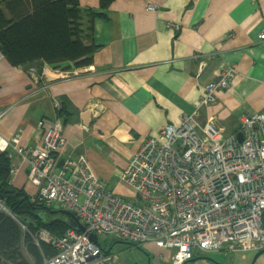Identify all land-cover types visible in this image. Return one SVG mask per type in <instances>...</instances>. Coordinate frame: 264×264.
Listing matches in <instances>:
<instances>
[{"label": "crops", "instance_id": "obj_1", "mask_svg": "<svg viewBox=\"0 0 264 264\" xmlns=\"http://www.w3.org/2000/svg\"><path fill=\"white\" fill-rule=\"evenodd\" d=\"M79 1L95 15L85 36L97 46L93 64L62 62L31 72L0 61V150L15 133L24 147H41L47 127L58 123L67 152L85 154L107 188L130 200L136 196L121 172L148 137L194 111L223 68L235 66L237 74L215 103L203 106L199 122L222 120L233 133L244 114L264 109V0ZM83 16L89 21L88 12ZM13 185L35 192L26 164ZM146 245L157 262L173 256ZM263 254L256 264H264Z\"/></svg>", "mask_w": 264, "mask_h": 264}, {"label": "built area", "instance_id": "obj_2", "mask_svg": "<svg viewBox=\"0 0 264 264\" xmlns=\"http://www.w3.org/2000/svg\"><path fill=\"white\" fill-rule=\"evenodd\" d=\"M147 8L156 12L158 5L150 3ZM260 37L264 39V32ZM236 74L235 66L223 68L205 85L190 115L166 124L142 143L120 174L133 189L135 202L109 190L85 154L67 152L58 123L47 127L37 148L24 147L15 133L6 150L12 159L11 182L26 164L36 189L31 200L70 211L86 226L85 231L69 228L63 235L39 228L32 237L41 248V260L28 255L30 263L116 264L111 252L91 240V233L152 243L170 251L175 264H187L196 254L210 251L264 249V109L244 114L237 133L222 120L199 122L203 106L215 103L217 92L230 88ZM3 117L0 112V120ZM0 211L11 214L1 198ZM16 220L24 233L31 232ZM43 243L52 247V254L42 249Z\"/></svg>", "mask_w": 264, "mask_h": 264}, {"label": "trees", "instance_id": "obj_3", "mask_svg": "<svg viewBox=\"0 0 264 264\" xmlns=\"http://www.w3.org/2000/svg\"><path fill=\"white\" fill-rule=\"evenodd\" d=\"M110 2L103 0L104 5ZM87 12L89 21L83 16ZM94 17L90 10L80 7L79 0H0L1 50L12 65L31 72L62 62H71L76 68L89 67L97 46L85 36ZM11 163L9 153L0 152V198L11 212L0 211V262L31 264L28 255L37 262L41 260V248L32 237L39 228L63 235L77 226L66 215L48 217L44 209L51 212L49 207L32 201L24 188L15 187ZM16 219L31 232L24 233ZM42 249L53 253L49 244L43 243Z\"/></svg>", "mask_w": 264, "mask_h": 264}, {"label": "rangeland", "instance_id": "obj_4", "mask_svg": "<svg viewBox=\"0 0 264 264\" xmlns=\"http://www.w3.org/2000/svg\"><path fill=\"white\" fill-rule=\"evenodd\" d=\"M233 133H237L236 131ZM1 152H3L1 150ZM18 186H21L19 184ZM25 189V188H24ZM27 191V190H26ZM34 191V187L30 186L28 194L32 195L31 192ZM131 201H136L135 197H129ZM50 208V207H49ZM50 210H54V208H50ZM44 212L48 217L51 216H64L62 213L51 214V212L47 209H44ZM116 239L113 237H104L99 236V242L103 246V248L108 249L112 247L111 254L115 258L116 264H148V254H150V264H175L173 261V256L171 259L166 261L157 262L155 260L154 252L147 246L146 244H138L131 241H126V243H115ZM257 252H238V253H224L217 251H210L204 254H196L197 257H209L196 259L193 262H188L187 264H216L222 262H226L227 264H238V262H247L248 264H252L254 256ZM235 255V259L234 256ZM261 259H264V254ZM234 260V261H233ZM224 263V264H226ZM256 264V263H255ZM257 264H260L258 261Z\"/></svg>", "mask_w": 264, "mask_h": 264}, {"label": "water", "instance_id": "obj_5", "mask_svg": "<svg viewBox=\"0 0 264 264\" xmlns=\"http://www.w3.org/2000/svg\"><path fill=\"white\" fill-rule=\"evenodd\" d=\"M238 139L242 140L243 139V133L242 132H239L238 133ZM57 213H62L64 215H66L68 218H71L75 223H76V226L82 230V231H85L86 230V226L81 222V220L72 212L70 211H66V210H51V214H57ZM90 238L93 242L99 244V238H98V235L96 233H91L90 234ZM115 243H126V241L124 240H116ZM112 250V247L108 248L106 250L107 253H110ZM264 253V249L258 251L256 253V255L254 256V259H253V262L252 264L255 263V261L257 260V258ZM202 258H206V257H197V258H194L192 259V261H195L196 259H202ZM208 259V258H207ZM150 262V260H149ZM150 264V263H148Z\"/></svg>", "mask_w": 264, "mask_h": 264}, {"label": "clouds", "instance_id": "obj_6", "mask_svg": "<svg viewBox=\"0 0 264 264\" xmlns=\"http://www.w3.org/2000/svg\"><path fill=\"white\" fill-rule=\"evenodd\" d=\"M192 261V260H191Z\"/></svg>", "mask_w": 264, "mask_h": 264}]
</instances>
